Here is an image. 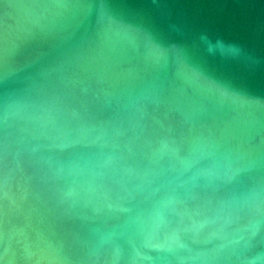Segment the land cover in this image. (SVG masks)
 <instances>
[{"label":"water","instance_id":"obj_1","mask_svg":"<svg viewBox=\"0 0 264 264\" xmlns=\"http://www.w3.org/2000/svg\"><path fill=\"white\" fill-rule=\"evenodd\" d=\"M0 264H264V0H0Z\"/></svg>","mask_w":264,"mask_h":264}]
</instances>
